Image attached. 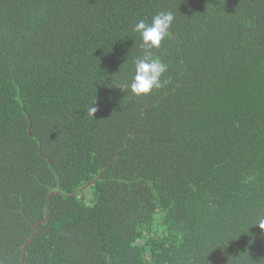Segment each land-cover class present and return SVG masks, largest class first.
Returning <instances> with one entry per match:
<instances>
[{"label":"trees","instance_id":"16d2710c","mask_svg":"<svg viewBox=\"0 0 264 264\" xmlns=\"http://www.w3.org/2000/svg\"><path fill=\"white\" fill-rule=\"evenodd\" d=\"M53 192L24 264H264V0H0V264Z\"/></svg>","mask_w":264,"mask_h":264},{"label":"clouds","instance_id":"9594fccd","mask_svg":"<svg viewBox=\"0 0 264 264\" xmlns=\"http://www.w3.org/2000/svg\"><path fill=\"white\" fill-rule=\"evenodd\" d=\"M172 12H159L154 15L151 22L140 19L133 31L139 34L140 47L143 54L133 61V72L130 83H123L119 87L122 91L129 92L134 97H146L169 83L164 79L168 65L158 56L154 55L159 50L162 42L170 35V29L174 21ZM95 99L88 109V114L93 118L97 108L93 106ZM257 226L264 233V218L259 219Z\"/></svg>","mask_w":264,"mask_h":264},{"label":"water","instance_id":"95a60500","mask_svg":"<svg viewBox=\"0 0 264 264\" xmlns=\"http://www.w3.org/2000/svg\"><path fill=\"white\" fill-rule=\"evenodd\" d=\"M93 182H90L88 183L86 186H84L83 188H81L79 191L87 188L88 186L92 185ZM56 193H50L48 196H47V199H46V215L44 217V219H42V221L38 222V223H35L31 226V230H30V234H29V237L28 239L24 242V244L22 245L21 247V250H20V258H19V264H24V254H25V251H26V248L27 246L32 242L33 238H34V234H35V230L46 223V221L48 220V204H49V201L51 199V197L53 195H55ZM74 195V194H73Z\"/></svg>","mask_w":264,"mask_h":264}]
</instances>
